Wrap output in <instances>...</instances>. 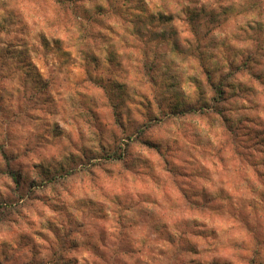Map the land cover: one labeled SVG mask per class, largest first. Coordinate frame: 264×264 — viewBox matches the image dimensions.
<instances>
[{
    "label": "rangeland",
    "instance_id": "1",
    "mask_svg": "<svg viewBox=\"0 0 264 264\" xmlns=\"http://www.w3.org/2000/svg\"><path fill=\"white\" fill-rule=\"evenodd\" d=\"M0 264H264V0H0Z\"/></svg>",
    "mask_w": 264,
    "mask_h": 264
}]
</instances>
